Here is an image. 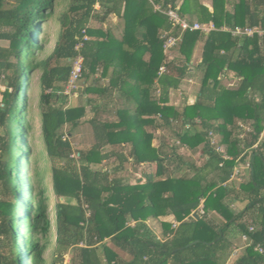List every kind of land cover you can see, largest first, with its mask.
<instances>
[{
	"label": "trees",
	"instance_id": "obj_1",
	"mask_svg": "<svg viewBox=\"0 0 264 264\" xmlns=\"http://www.w3.org/2000/svg\"><path fill=\"white\" fill-rule=\"evenodd\" d=\"M58 2L67 9L56 11ZM155 2L162 11L177 6L189 23L212 22L215 29L183 30L150 0H0V40L8 43L0 45V264H45L49 242L39 168L29 177L30 200L21 198L26 189L20 174L30 150L24 137L33 132L31 100L23 95L28 84L31 94L40 89L46 153L64 162L51 166L50 183L63 198L55 203V221L59 255L67 248L71 253L67 264H227L240 246L235 239L244 236L248 243L232 264H264V34L222 30H264V0H211V9L201 0ZM111 16L119 21L118 34L108 27ZM53 20L59 31L50 46ZM171 36L177 55L166 59L163 47ZM78 56L77 83L84 86L65 93ZM196 71L194 101L175 105L173 92ZM77 92L80 105L67 107ZM88 104L93 115L83 121ZM84 123L94 142L76 156L71 132ZM158 129L169 130L190 151L201 146L203 162L174 147L171 156L191 174L172 175L164 144H152ZM247 161L236 181V165ZM128 164L133 172L148 168L131 182L121 174ZM25 229L31 233L26 241L19 236Z\"/></svg>",
	"mask_w": 264,
	"mask_h": 264
},
{
	"label": "rangeland",
	"instance_id": "obj_2",
	"mask_svg": "<svg viewBox=\"0 0 264 264\" xmlns=\"http://www.w3.org/2000/svg\"><path fill=\"white\" fill-rule=\"evenodd\" d=\"M10 1V0H9ZM203 3H207L210 4L211 0H201ZM6 3V2H5ZM178 4H180V1H178ZM67 9V4H60L58 2V6L56 8V11L58 10H66ZM112 17V16H111ZM109 17V18H111ZM110 21V19H109ZM58 31H59V25L58 22L56 20H53V28H52V34L50 37V41L51 44L50 46L54 45L56 42V39L58 37ZM118 34V32H117ZM8 43L6 41H1L0 40V45H7ZM50 48V47H49ZM48 48V49H49ZM163 52L166 55V59H171L174 56L177 55L176 51L173 50V48H168L166 49L165 47H163ZM201 51H202V42L198 43L196 45V47L194 48V52H193V58L191 61V65H196L201 58ZM47 52V51H46ZM200 71H196L194 72L193 75H190L188 77L185 78V80L182 82V85L180 86V90L174 91L173 92V96H172V100L171 102H174L175 105L181 106L184 102H192L194 101V96L196 95L197 91H198V87H199V82H200ZM94 77H96L94 75ZM93 78V77H92ZM29 81V80H28ZM91 82V79L88 81ZM67 84V83H66ZM71 88V90H75L76 88L80 91L81 87L84 86V82L80 81L79 83H74ZM66 86V85H65ZM70 86V87H71ZM3 88V86H0V89ZM40 89L39 87L35 86L32 94L29 91V84L25 87L24 90V98L26 100V102L31 100V110L33 111V132H32V137L28 135H26L24 137V145H26L25 147L30 146V150L29 152L25 153V157L27 160V169L24 170L22 172V174H20V179H21V183H23L24 187L26 188V192L25 195L28 198L27 200H30V194L28 193V180L29 177L32 178V174H34V167L39 168V177L37 178V183L41 184V187H43L46 190V195L48 196V214H49V218H50V222H51V228H50V232H49V237H48V245H47V249L44 252L43 258L45 259V264H67L70 257H71V253L68 251L69 248H67L66 251H61L62 254L59 255V246L57 244V232H56V219H55V203L56 201H63V198H57V196H55L51 190V177H50V170H51V166H61L64 165V162L62 160H58L55 159L53 160V158L51 159L47 153H46V149L44 147L43 141L41 139V135H40V117H39V108H38V95H39ZM70 93V92H69ZM64 95V94H61ZM64 98H60V102L64 101ZM81 98H78V92L77 93H72V95L69 96V99H67V107H75L77 105H80ZM28 104V103H27ZM86 106V111H85V116L82 118L83 121L87 120L88 118H90L93 113L90 110V105H85ZM23 110L26 111V115L23 116L24 120H27V116L28 113L30 111L27 110V107H25V105L23 106ZM113 118V117H111ZM69 126H65L63 128V130H67ZM65 134L68 135V133L64 132ZM71 137H70V141L73 145V150L74 153L76 155L77 150L80 149H88L89 147H91V145L94 142V138L92 135V131H91V127L88 123H84L83 125L79 126L78 128H75L72 132H71ZM214 138V139H213ZM212 138V142H214L216 140L215 137ZM160 143L164 144L163 150L166 151V153L173 159H171V161L169 160L168 162V166L170 168V170L172 171V175L174 176H178L184 173H189V168L187 166H182V165H177L178 163L177 158L171 156L172 152L174 150V147H176V153H178V155H182L183 157L186 158H191L192 160L196 161L197 164H200L203 162V156L201 154V146H199L196 151H190L188 149H186V147L184 146H179L177 140L173 137V135L170 133L169 130L167 129H158L154 131V137L152 139V144L155 147H158L160 145ZM178 146V147H177ZM108 148V147H107ZM107 148L105 147L103 149V151L107 150ZM25 149V148H24ZM222 150V149H220ZM25 151V150H24ZM77 156V155H76ZM18 157V156H17ZM37 158V159H36ZM114 158L108 160L105 164L107 165V167L112 166V164L114 163ZM74 163H76V161L74 160L71 164L74 165ZM248 161L245 163H238L235 167V171L233 174V179H235L236 181H239V177L237 176V172L238 170H242V169H247L248 168ZM104 164V165H105ZM77 165V163H76ZM23 169L26 168V165L24 163L23 165ZM96 167H103L105 168V166L103 165H98ZM153 169H155V165L152 166ZM176 167H179L178 169H176ZM147 169L148 167H146V165L144 166H138L135 172L131 171V164H128L127 169L123 170L121 172V174L128 178V180H130L131 182L135 181L136 177H137V173H139V171L141 169ZM191 174V173H189ZM28 190V191H27ZM24 201L22 202H26L25 199H23ZM34 201V198L33 200ZM235 205H239L240 207L243 205V203L239 204H235ZM200 209V212L202 211V203L200 204V206L198 207ZM171 221H174V219H172V216L169 218ZM151 227L153 228V226L151 225ZM20 230V228L18 230H16V234H18V231ZM157 231V230H156ZM20 237H23L24 240L26 241L27 238L29 237V235L31 234L28 229H25V231H22V233H19ZM235 243L239 244V248H237L236 251L234 252L233 256H231V258L229 259V261L227 262V264H232L236 258L242 253L243 251V247L245 245H247L246 243H248V240L244 241L243 238H240V242L239 240L236 238L235 239ZM79 245H83V244H79ZM59 256V257H58ZM29 262V261H27Z\"/></svg>",
	"mask_w": 264,
	"mask_h": 264
},
{
	"label": "built area",
	"instance_id": "obj_3",
	"mask_svg": "<svg viewBox=\"0 0 264 264\" xmlns=\"http://www.w3.org/2000/svg\"><path fill=\"white\" fill-rule=\"evenodd\" d=\"M154 6V8L156 10L162 11V7L157 4L155 2V0H150ZM164 12L169 19L174 23V24H178L182 27L183 30L188 29L190 31L193 30H199L202 31L204 33H208L209 31L215 29L214 24L212 22L209 23H198V22H192L189 23L186 19L182 18L179 14H178V7L174 6L166 11H162ZM222 30H228L230 31L233 35H247V36H253L254 34H258L259 36H262L264 34V30L260 29L259 27H240L237 26L234 29H230L227 27H222ZM87 37L84 36V39H86ZM177 39L173 36L169 37L165 43H164V47L166 49L172 47L173 45H175ZM82 46V42L78 43L76 45L77 47ZM82 64V58L81 56L76 57L73 62H72V69L66 84V88H65V93H69L71 91L72 86L75 87V85H73L74 83L78 82L79 77L81 75V66ZM165 70V66L162 64L159 67V72H163ZM226 78V77H225ZM72 85V86H71ZM71 86V87H70ZM219 150L221 149L220 147L218 148ZM202 210V209H201ZM203 212V211H201ZM243 239H246V237L244 236ZM258 251H262V248L259 247Z\"/></svg>",
	"mask_w": 264,
	"mask_h": 264
},
{
	"label": "crops",
	"instance_id": "obj_4",
	"mask_svg": "<svg viewBox=\"0 0 264 264\" xmlns=\"http://www.w3.org/2000/svg\"><path fill=\"white\" fill-rule=\"evenodd\" d=\"M204 4L209 6V8L211 9V1H210V4H207V3H204ZM109 19H110V21H109V23H107L108 27L112 28V30L114 32H119L120 27H119L118 19L114 16H112ZM107 24H105V26H107ZM194 99H195V96H194Z\"/></svg>",
	"mask_w": 264,
	"mask_h": 264
},
{
	"label": "clouds",
	"instance_id": "obj_5",
	"mask_svg": "<svg viewBox=\"0 0 264 264\" xmlns=\"http://www.w3.org/2000/svg\"><path fill=\"white\" fill-rule=\"evenodd\" d=\"M26 169H27V164H26ZM27 182H29V180H28ZM23 186H24V185H23ZM28 186H29V185H28ZM25 187H26V186H25ZM25 187H24V188H25ZM25 189H26V188H25ZM21 198L24 199V198H27V197H26V195L23 193V194H21ZM27 199H28V198H27ZM193 213H196V212H193ZM27 261H28V260H27ZM27 261H26V264H29Z\"/></svg>",
	"mask_w": 264,
	"mask_h": 264
},
{
	"label": "water",
	"instance_id": "obj_6",
	"mask_svg": "<svg viewBox=\"0 0 264 264\" xmlns=\"http://www.w3.org/2000/svg\"><path fill=\"white\" fill-rule=\"evenodd\" d=\"M193 216L196 217V218H198V215L196 213H193Z\"/></svg>",
	"mask_w": 264,
	"mask_h": 264
},
{
	"label": "bare ground",
	"instance_id": "obj_7",
	"mask_svg": "<svg viewBox=\"0 0 264 264\" xmlns=\"http://www.w3.org/2000/svg\"><path fill=\"white\" fill-rule=\"evenodd\" d=\"M243 128V127H242Z\"/></svg>",
	"mask_w": 264,
	"mask_h": 264
}]
</instances>
